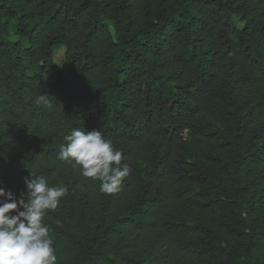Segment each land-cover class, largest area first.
<instances>
[{
    "label": "trees",
    "instance_id": "16d2710c",
    "mask_svg": "<svg viewBox=\"0 0 264 264\" xmlns=\"http://www.w3.org/2000/svg\"><path fill=\"white\" fill-rule=\"evenodd\" d=\"M73 128L119 191L58 158ZM33 175L68 188L57 264H264V0H0V187Z\"/></svg>",
    "mask_w": 264,
    "mask_h": 264
},
{
    "label": "clouds",
    "instance_id": "9594fccd",
    "mask_svg": "<svg viewBox=\"0 0 264 264\" xmlns=\"http://www.w3.org/2000/svg\"><path fill=\"white\" fill-rule=\"evenodd\" d=\"M58 158L99 182L102 193L119 191L131 168L122 165V153L101 131L73 128L63 136ZM26 191L16 198L0 187V264H57L50 229L44 224L49 210H56L68 195L65 185L50 186L47 179H25Z\"/></svg>",
    "mask_w": 264,
    "mask_h": 264
},
{
    "label": "rangeland",
    "instance_id": "374dc122",
    "mask_svg": "<svg viewBox=\"0 0 264 264\" xmlns=\"http://www.w3.org/2000/svg\"><path fill=\"white\" fill-rule=\"evenodd\" d=\"M64 48L59 49L55 55V66L53 70L48 74V79L53 81L59 74L64 75L67 68L63 66L64 62Z\"/></svg>",
    "mask_w": 264,
    "mask_h": 264
}]
</instances>
